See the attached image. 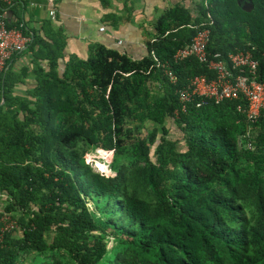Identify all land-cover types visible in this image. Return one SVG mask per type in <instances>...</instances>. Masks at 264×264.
Here are the masks:
<instances>
[{
    "label": "trees",
    "instance_id": "16d2710c",
    "mask_svg": "<svg viewBox=\"0 0 264 264\" xmlns=\"http://www.w3.org/2000/svg\"><path fill=\"white\" fill-rule=\"evenodd\" d=\"M204 28L210 57L250 50L264 83V0L177 3L159 16L143 57L95 42L61 74L66 36L23 29L35 83L15 95L19 75L7 68L0 79V264H22L21 254L32 264H264V109L253 121L238 99L195 98L182 110L190 78L214 77L196 58L174 60ZM97 148L114 152V176L84 161ZM8 213L18 227L3 230Z\"/></svg>",
    "mask_w": 264,
    "mask_h": 264
},
{
    "label": "crops",
    "instance_id": "0c3cea01",
    "mask_svg": "<svg viewBox=\"0 0 264 264\" xmlns=\"http://www.w3.org/2000/svg\"><path fill=\"white\" fill-rule=\"evenodd\" d=\"M143 1L146 7H151L150 11L153 9L154 12L160 6L165 11L177 3L193 5V0ZM108 2L111 4L108 5ZM0 5L10 27L25 28L32 34L36 31L43 37L61 31L67 38L65 58L61 59L65 60V63L71 55L88 58L91 45L95 42L117 48L133 58H141L148 53L147 40L156 31V22L150 24L145 15L133 16L132 13H136L137 9L134 11L132 8L129 11L128 20H116L124 13L121 0H0ZM51 11L55 12L54 16ZM143 11L142 8L141 12ZM108 13L115 16L113 21L107 18ZM103 26L105 30H101ZM34 63L35 60L28 49L10 60L9 71L15 77L19 75L13 85L12 91L15 95L24 94L27 86L35 83L31 77L36 69ZM63 71L64 66L61 63L60 74ZM3 102L4 99L1 103Z\"/></svg>",
    "mask_w": 264,
    "mask_h": 264
},
{
    "label": "built area",
    "instance_id": "2783aa9c",
    "mask_svg": "<svg viewBox=\"0 0 264 264\" xmlns=\"http://www.w3.org/2000/svg\"><path fill=\"white\" fill-rule=\"evenodd\" d=\"M54 13L51 11L52 16ZM101 30H105V27H101ZM32 39V36L25 33L23 29L8 25L0 5V79L6 72L10 60L16 54L27 50ZM209 40L210 30L201 29L190 44L180 48L174 55L177 63L193 57L206 63L208 68L214 72V77L207 74L195 75L190 78L187 88L179 90L183 103L182 110L185 111L187 103L195 98L210 99L215 102L238 99L246 103V108L242 103L239 104L238 110L246 112L247 118L251 121L255 120L264 109V83L259 78L258 60L254 58L250 50L229 52L224 58L219 53L210 57ZM153 55L157 64L164 67V74L172 82H176L177 75L170 68L171 65L163 63L155 54ZM248 146H252L250 141ZM3 223V230L18 227L17 221L11 224L12 220H9L7 214L3 216Z\"/></svg>",
    "mask_w": 264,
    "mask_h": 264
},
{
    "label": "rangeland",
    "instance_id": "374dc122",
    "mask_svg": "<svg viewBox=\"0 0 264 264\" xmlns=\"http://www.w3.org/2000/svg\"><path fill=\"white\" fill-rule=\"evenodd\" d=\"M110 4H111V2H108V5H110ZM121 5H122V9H123L124 13H121L122 15H121L120 19H116V20H119V21H122V20H125V19L128 20V18H129L128 17L129 11L133 8L134 11L137 9V12L136 13L133 11L134 12V13H132L133 16H136V15H145L146 16L145 17L146 20H150L149 23L150 24H154L155 22H157V20H158L159 16L161 15V13L164 11V9L161 6L160 7H161L162 10L160 9V7H158L155 10V12H154L153 9L150 11L151 7H146L147 5L144 4V1L143 0H121ZM142 8L144 10L143 12H141V9ZM145 12H147V13H145ZM141 13H144V14H141ZM108 15H109V17H107V18L110 19L111 21H113L114 18H115V16L112 15V13H108ZM69 58H70V56H69ZM60 63H62L63 66L65 67V60L64 61H61ZM128 125H132V124H128ZM166 126L169 129V135L168 136L171 139L177 141V148L179 150H181V151H185L186 150V140H185L184 132L179 128V126L175 122H173L170 119H168L166 121ZM155 127H156V125L154 123H152V122H147L146 125H145V129L148 130V131H152ZM144 131L145 130L143 129V132ZM158 132H159V134L162 132V127L161 126L158 127ZM135 134H136V132L134 133V135ZM79 148H81V149L84 148L83 145H82V143L79 145ZM155 148H156V146L153 145L152 146V158L153 159H156L155 154H154ZM97 149H99V152H96V149L94 151H92L91 158L93 159V161H95L97 158H100L101 157V154H102V157L103 158H106V159L110 160V165H111L113 163V159H114V152L112 151V156H111L110 150H106V149H103V148H97ZM87 153L88 152H86L84 154V156ZM110 171H111L112 174L111 175H108V176H114L116 174L111 169H110ZM5 197H6V195H4V198ZM89 204H90V208L92 210H94L95 207L93 206V204L91 202ZM6 205H7V201H5L3 203V205L0 206V208L1 209H4L6 207ZM7 215L9 217V220L10 221L12 220V223L11 224H14V223H16V221H18L17 218L16 217H13V215L11 213H8ZM21 235H22V230H20V231L18 230L16 232H14V236L17 237V238L20 237ZM113 244H114V240L113 241L111 240L110 246H112ZM34 260H35V258L33 257V254L26 255V256H24V255L21 254V257L19 259V261H21L22 264H32V262ZM48 260H50V258H45L44 260L39 261L37 264H43L44 261H48ZM34 264H36V262Z\"/></svg>",
    "mask_w": 264,
    "mask_h": 264
},
{
    "label": "clouds",
    "instance_id": "9594fccd",
    "mask_svg": "<svg viewBox=\"0 0 264 264\" xmlns=\"http://www.w3.org/2000/svg\"><path fill=\"white\" fill-rule=\"evenodd\" d=\"M96 152H99V149H96ZM92 150L90 149L89 152L84 156V161L91 165L93 171L98 172V174L102 176L111 175V171L109 168L110 160L103 158L102 154L100 158H97L95 161L91 158Z\"/></svg>",
    "mask_w": 264,
    "mask_h": 264
},
{
    "label": "water",
    "instance_id": "95a60500",
    "mask_svg": "<svg viewBox=\"0 0 264 264\" xmlns=\"http://www.w3.org/2000/svg\"><path fill=\"white\" fill-rule=\"evenodd\" d=\"M248 4V3H247ZM248 5H250V4H248Z\"/></svg>",
    "mask_w": 264,
    "mask_h": 264
}]
</instances>
